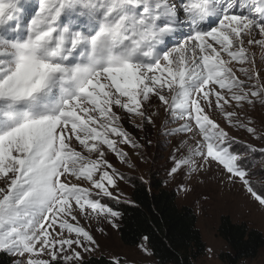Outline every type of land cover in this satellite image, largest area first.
<instances>
[{"label": "snow or ice", "instance_id": "obj_1", "mask_svg": "<svg viewBox=\"0 0 264 264\" xmlns=\"http://www.w3.org/2000/svg\"><path fill=\"white\" fill-rule=\"evenodd\" d=\"M257 47L264 65V0H0V252L87 264L86 225L122 218L113 161L134 168L149 126L179 137L170 177L215 168L264 206V146L233 135L264 145Z\"/></svg>", "mask_w": 264, "mask_h": 264}, {"label": "rangeland", "instance_id": "obj_2", "mask_svg": "<svg viewBox=\"0 0 264 264\" xmlns=\"http://www.w3.org/2000/svg\"><path fill=\"white\" fill-rule=\"evenodd\" d=\"M258 66L261 65V52L259 48L254 49ZM251 116L255 125L259 128L264 126V108L257 106L251 111ZM163 114H161V120ZM161 123L157 121V125ZM174 127V125H173ZM129 131H134L129 127ZM148 139L151 144L147 145L143 151V159L132 155L131 159L134 168L129 169L127 165L116 163L118 169L126 177L138 179L148 185L151 173H155L161 180L164 188L174 191L176 203L179 207H189L197 218V228L205 245L204 255L193 261V264H223L218 255L227 250L224 241L217 235V228L220 217L227 215L234 223H246L249 227L258 230L264 237V206H261L249 195L245 194L243 187L237 183L229 184L222 180L220 173L215 168L193 175L191 177L176 175L169 176L171 166L170 155L174 151L179 137H169L161 134L159 127L149 126L147 129ZM142 136L140 132L135 133ZM233 135L246 140L257 147L264 146L259 140L252 139L244 132H233ZM131 153V149H128ZM250 171L255 173L252 177L254 182L264 179V156H256L251 159ZM183 184V189L180 185ZM120 189L123 193L122 202L130 204L132 184L131 182H121ZM84 223L83 221H81ZM119 224V221H118ZM90 227L95 239L99 244V249L91 254H84V259L104 256L110 259L112 256H119L123 264H157L156 260L149 254L146 258L143 251L137 246L127 247L122 245L117 228H113L106 222L96 224L92 222ZM104 228L101 233L97 229ZM148 247V245H147ZM140 257V258H139ZM11 259H13L11 257ZM153 260V261H152ZM241 264H264V248L259 252L254 260L243 261Z\"/></svg>", "mask_w": 264, "mask_h": 264}, {"label": "trees", "instance_id": "obj_3", "mask_svg": "<svg viewBox=\"0 0 264 264\" xmlns=\"http://www.w3.org/2000/svg\"><path fill=\"white\" fill-rule=\"evenodd\" d=\"M131 184V203L117 205L122 213L117 228L122 245L135 247L147 236L148 248L157 264H193L204 255L197 218L189 207L177 205L174 191L164 188L155 173L150 174L148 185L138 179ZM217 235L227 247L218 255L223 264L254 260L264 248L261 232L246 223H234L227 215L220 217ZM85 261L108 264L109 259L101 256ZM0 264H12L11 257L0 252Z\"/></svg>", "mask_w": 264, "mask_h": 264}, {"label": "crops", "instance_id": "obj_4", "mask_svg": "<svg viewBox=\"0 0 264 264\" xmlns=\"http://www.w3.org/2000/svg\"><path fill=\"white\" fill-rule=\"evenodd\" d=\"M136 248V247H135ZM144 253V252H143ZM145 254V253H144ZM146 258L148 259L149 254H145ZM140 258V257H139ZM153 261V260H152ZM154 264V262H152Z\"/></svg>", "mask_w": 264, "mask_h": 264}]
</instances>
